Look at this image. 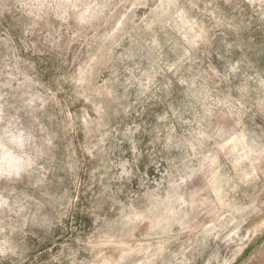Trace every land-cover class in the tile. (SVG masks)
<instances>
[{
  "label": "rangeland",
  "instance_id": "374dc122",
  "mask_svg": "<svg viewBox=\"0 0 264 264\" xmlns=\"http://www.w3.org/2000/svg\"><path fill=\"white\" fill-rule=\"evenodd\" d=\"M0 264H264V0H0Z\"/></svg>",
  "mask_w": 264,
  "mask_h": 264
}]
</instances>
